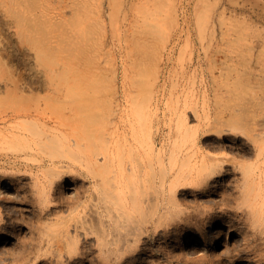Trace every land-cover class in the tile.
<instances>
[{"label": "rangeland", "instance_id": "1", "mask_svg": "<svg viewBox=\"0 0 264 264\" xmlns=\"http://www.w3.org/2000/svg\"><path fill=\"white\" fill-rule=\"evenodd\" d=\"M0 179V264H264V0H0Z\"/></svg>", "mask_w": 264, "mask_h": 264}, {"label": "bare ground", "instance_id": "2", "mask_svg": "<svg viewBox=\"0 0 264 264\" xmlns=\"http://www.w3.org/2000/svg\"><path fill=\"white\" fill-rule=\"evenodd\" d=\"M45 98L46 96L44 95H41L39 94L38 92H34L32 90H30L29 92L27 93H23L21 94L18 98H17V101H18V104H20L21 101H28V104L25 106L24 109H20L18 108V106H14V105H10L9 104V107L8 109H10V111H14L20 115H22L23 117H28V118H31L30 119V124H32L33 126L37 127V128H45V127H50V124L51 123H55L56 121H60L62 120L63 118L61 117H58V116H54V115H43L41 112H39V108L41 106L44 105L45 103ZM17 104V105H18ZM62 137L65 138V134L62 133ZM156 140V139H155ZM117 142V141H116ZM116 143L114 142H110L109 145H106V147H103L104 150H108L110 149L111 147H114ZM78 146V145H77ZM156 148V147H155ZM106 164V163H105ZM93 169H95V175L97 173H100V166L99 164L94 161V164H93ZM99 168V169H98ZM216 177V176H215ZM217 178V177H216ZM217 180V179H216ZM1 181V179H0ZM250 194V193H249ZM252 211V210H251ZM231 232L230 228L227 227V228H223V227H218L215 229V232L214 234L216 236H223L225 235V237L227 235H229V233ZM208 237L207 235H196L194 237H189L187 239V242L186 244H192L194 245L195 243H205L207 238ZM212 237V236H211ZM5 238L1 237L0 236V245L5 243ZM219 239V238H218ZM217 241V240H216ZM220 241V240H219ZM184 242V241H183Z\"/></svg>", "mask_w": 264, "mask_h": 264}]
</instances>
